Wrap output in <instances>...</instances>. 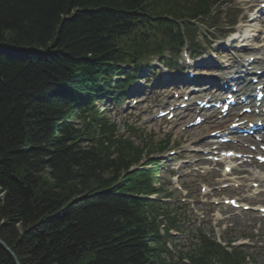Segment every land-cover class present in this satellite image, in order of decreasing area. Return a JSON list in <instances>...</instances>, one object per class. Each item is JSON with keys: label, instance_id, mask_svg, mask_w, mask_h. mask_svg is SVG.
I'll return each instance as SVG.
<instances>
[{"label": "trees", "instance_id": "16d2710c", "mask_svg": "<svg viewBox=\"0 0 264 264\" xmlns=\"http://www.w3.org/2000/svg\"><path fill=\"white\" fill-rule=\"evenodd\" d=\"M215 3L0 0V239L20 264H154L155 204L124 195L153 191L127 173L139 152L81 116L95 121L121 64L174 48L177 22ZM0 264H16L1 245Z\"/></svg>", "mask_w": 264, "mask_h": 264}, {"label": "rangeland", "instance_id": "374dc122", "mask_svg": "<svg viewBox=\"0 0 264 264\" xmlns=\"http://www.w3.org/2000/svg\"><path fill=\"white\" fill-rule=\"evenodd\" d=\"M231 1H234L235 4L243 5V1L229 0V2ZM249 5L257 9L252 2H250ZM243 16L247 15L244 13ZM215 34V36H220L218 33ZM210 48L212 50H217L215 46ZM212 55L214 56L216 53H212ZM208 57V54L203 55L197 61L191 62L189 66L182 69L175 68L172 72H169V70L163 66L156 67V69L153 70L152 76L155 77L156 72L160 73L157 79H161L163 89L156 90L157 88H152L151 85L148 89L143 90L147 93L139 96L136 105L127 102L122 108L115 109L114 106H112L113 109H110L106 115L109 116L110 121H117L121 130L120 133H124L127 136L130 135L135 142L134 144L137 146H155L159 141L166 140L168 137L172 138L171 142H175V144L178 145V147L171 149L175 154L171 156V158L166 157V161L168 162L165 166L169 169L167 170V168L164 167L160 173V177L162 178L161 182L165 184L164 188L168 193H173L174 195V200L171 204H179L180 197L184 198L187 194L190 200L201 198L202 194L201 196L199 195L198 188H205V191L202 193L206 198L203 199L202 202L210 205L207 208L208 217L204 219L203 217L194 219L195 216H193V219L191 218L192 220L187 225L185 231L186 234H195L197 230L202 231L210 237L214 235L216 240L244 242L255 264H264V218L262 215H259L257 211L241 212L233 210L223 203L217 204L219 201L217 198H220L222 202L225 197L231 198L240 196L245 200L251 197L249 195H242L239 192L230 194L226 191L217 189L216 184L222 180L226 181L230 176L224 177L221 172L216 169L203 170L204 167L200 160L201 156L194 154L190 150L194 148L191 146L195 142H188L186 140L188 131H183L186 122L181 120L183 115H181L180 119L173 122L165 118L155 119L157 112L163 108L164 102H173L175 99L173 98V92L171 94L165 92L164 78L169 80H181V78H183L181 75L187 78L188 74H192L194 77L193 79L209 76L207 71L201 74V71L195 68V64L204 66L201 60H206ZM150 73H152V70ZM161 81L157 83V87L161 85ZM140 84H142V81H140ZM151 84H153V82H151ZM176 101L178 102L177 104H179V102L183 100L180 97ZM126 125H128V127H126ZM131 128H133L134 131H129ZM202 131L203 130L196 131L193 140H195L198 137L197 134ZM133 132H137L138 136H132L131 133ZM196 145H198V143H196ZM250 201L264 202V195L261 194L260 196L252 197ZM248 204L250 203L248 202ZM193 209L200 210L201 208L194 207ZM225 227L227 228L226 230L223 229ZM172 244L176 245L173 247L171 253L162 254L161 259H164L165 262L169 264H182L180 263L178 252L182 254L189 252L191 245L190 241H188L187 236H183L175 238L173 243L171 241L168 242V246ZM10 254L13 257L14 253L12 252ZM14 257L17 258L16 255H14Z\"/></svg>", "mask_w": 264, "mask_h": 264}, {"label": "bare ground", "instance_id": "6f19581e", "mask_svg": "<svg viewBox=\"0 0 264 264\" xmlns=\"http://www.w3.org/2000/svg\"><path fill=\"white\" fill-rule=\"evenodd\" d=\"M22 51H25V50L23 48L22 49H19V48L14 49L15 53H20ZM33 51L34 52H40V51H42V49L40 47H38V49L33 50ZM248 55L249 56H239L237 54L234 56L233 59H228L226 61L225 68H215L214 70H218V69L219 70L222 69V70H221V73L218 74L217 77L213 78L212 80L215 81L217 79V80H221L223 82V80H228L231 78H239V85H238L239 86V94H238V96L248 95V98H252V95H253L252 92H254L255 87L258 84L264 85V78L260 79L257 85H252V84H250L252 77L250 78V77H248V75L255 73L256 70H263V72H264V57H260V54H248ZM251 56H254V62L252 64H250V62H249V59ZM245 57H247L246 60H244ZM242 78H244V80H241ZM219 115L220 114H217V116H219ZM208 116L211 117L212 114L206 115V117H208ZM229 120H230L229 116L221 117V119L218 121V128H216V129H221V130H223V132L227 131L228 126H229V125H227V121H229ZM240 120H244V116H242V118ZM259 120L264 122V115H262V116L252 115L251 117H249V121H253L254 123H257ZM226 165L232 167V166H234V163H230L227 161ZM243 172H246V174L248 176L250 175L249 173H247L248 171H246V170ZM243 206H245V205H243ZM241 207H242V205H241ZM8 249L10 250L9 247H8ZM17 261H18V264H20L18 259L15 260V263L17 264Z\"/></svg>", "mask_w": 264, "mask_h": 264}, {"label": "water", "instance_id": "95a60500", "mask_svg": "<svg viewBox=\"0 0 264 264\" xmlns=\"http://www.w3.org/2000/svg\"><path fill=\"white\" fill-rule=\"evenodd\" d=\"M0 245H1L3 248H5L6 250H8L10 253H12V252L8 249V246H7L2 240H0ZM13 257H14V254H13ZM14 259L17 260L16 257H14ZM17 264H18V261H17Z\"/></svg>", "mask_w": 264, "mask_h": 264}]
</instances>
